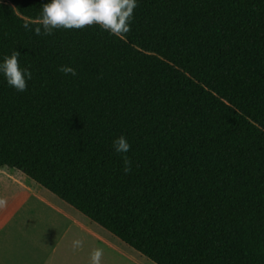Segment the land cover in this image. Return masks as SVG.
Masks as SVG:
<instances>
[{"label": "trees", "instance_id": "trees-1", "mask_svg": "<svg viewBox=\"0 0 264 264\" xmlns=\"http://www.w3.org/2000/svg\"><path fill=\"white\" fill-rule=\"evenodd\" d=\"M44 2L0 0L32 72L0 75V167L155 264H264V0H138L122 37L37 35Z\"/></svg>", "mask_w": 264, "mask_h": 264}, {"label": "crops", "instance_id": "crops-1", "mask_svg": "<svg viewBox=\"0 0 264 264\" xmlns=\"http://www.w3.org/2000/svg\"><path fill=\"white\" fill-rule=\"evenodd\" d=\"M0 182V264H90L98 242L109 248L108 231L20 171L0 167ZM107 257L103 250L101 264Z\"/></svg>", "mask_w": 264, "mask_h": 264}, {"label": "clouds", "instance_id": "clouds-1", "mask_svg": "<svg viewBox=\"0 0 264 264\" xmlns=\"http://www.w3.org/2000/svg\"><path fill=\"white\" fill-rule=\"evenodd\" d=\"M138 0H45L42 5L37 35H52L57 29H83L86 26L98 25L104 31L116 37H122L131 30L134 10ZM27 27V25H25ZM59 70L64 74L75 76L76 69L70 65H62ZM0 75L6 83L17 92H24L28 81L32 79L29 68L20 64L19 52L13 50L0 58ZM114 151L123 157V170L131 171V161L126 156L131 145L124 135L116 137L112 142ZM5 201L0 199V206ZM83 241L74 239L73 247H83ZM103 249L96 248L91 252L90 264H101Z\"/></svg>", "mask_w": 264, "mask_h": 264}, {"label": "rangeland", "instance_id": "rangeland-1", "mask_svg": "<svg viewBox=\"0 0 264 264\" xmlns=\"http://www.w3.org/2000/svg\"><path fill=\"white\" fill-rule=\"evenodd\" d=\"M1 168H4V167H1ZM97 226L99 225L97 224ZM98 228L100 230H105L100 226ZM109 234H110L109 241L111 243L109 245V248L106 247V245L101 242H98V245H97L104 251H107L108 264H155L152 261H150L148 258L144 257L143 255L139 254L137 251H135L134 249H132L131 247L123 243L113 234L111 233ZM85 239H86V236H84V241H86Z\"/></svg>", "mask_w": 264, "mask_h": 264}]
</instances>
